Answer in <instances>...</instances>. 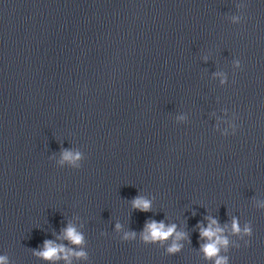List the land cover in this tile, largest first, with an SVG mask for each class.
Masks as SVG:
<instances>
[{"label":"water","instance_id":"1","mask_svg":"<svg viewBox=\"0 0 264 264\" xmlns=\"http://www.w3.org/2000/svg\"><path fill=\"white\" fill-rule=\"evenodd\" d=\"M233 113L224 136L215 124ZM61 146L80 148L83 167L50 159ZM139 192L156 197L152 212L132 209ZM253 197L264 199V0H0V255L48 264L31 248L71 221L90 255L73 264H211L196 228L211 214L252 222L230 264H264ZM149 218L192 243L169 255L114 230Z\"/></svg>","mask_w":264,"mask_h":264},{"label":"clouds","instance_id":"2","mask_svg":"<svg viewBox=\"0 0 264 264\" xmlns=\"http://www.w3.org/2000/svg\"><path fill=\"white\" fill-rule=\"evenodd\" d=\"M237 8L246 7L243 3H238ZM231 22L234 24L241 23L244 20L243 15L233 14L230 16ZM204 61L207 62L209 57L205 55ZM235 69L243 67L240 59L232 61ZM213 77L219 78L221 85L228 83V73L225 71L217 70L212 73ZM224 116L219 119L228 117V109L222 110ZM178 123L187 122L189 117L187 113H180L175 117ZM236 114L233 113L231 118L226 119V127L221 129V124L216 122L215 129L221 131V134L228 136L229 134L235 135L238 130L236 124ZM50 159L56 161L60 167H70L73 169H80L83 167V162L86 160V154L78 147H63L61 146L59 156L53 152ZM156 197L151 194H141L129 200L133 210L142 212H152L154 201ZM254 205L258 209H264V199H257L253 197ZM196 215V213H192ZM80 217L77 216L76 219ZM205 221L207 223H205ZM83 226L72 223H66L60 232H53L55 239H45L42 247L31 248L32 254L48 262V264H59L63 261L64 264H73L75 261H90V255L87 251V238L85 233L81 230ZM199 231V240L201 241L198 251L202 252L203 258L211 264H230V256L228 253L232 247L239 249L241 247L240 241H243L245 246L251 245V237L253 236V226L251 221H245L243 225L237 215H231L230 223L221 224L218 217L207 214L203 220L199 221L196 225ZM115 232L120 236L123 241H135L139 239L142 243L149 245L155 244L165 249L166 254L175 255L184 249V242L192 243L191 234L186 227L181 229L177 222H167L164 220H156L149 218L145 221L143 229L136 231L125 227V224L117 220L114 227ZM107 235V233H102ZM236 237L237 239H233ZM249 238V239H246ZM0 264H13V261L7 254L0 255Z\"/></svg>","mask_w":264,"mask_h":264}]
</instances>
